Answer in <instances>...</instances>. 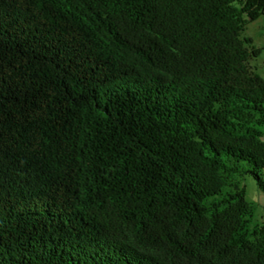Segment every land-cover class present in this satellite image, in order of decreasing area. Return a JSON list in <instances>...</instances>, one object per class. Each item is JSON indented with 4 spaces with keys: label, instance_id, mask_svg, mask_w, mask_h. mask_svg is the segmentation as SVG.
<instances>
[{
    "label": "trees",
    "instance_id": "trees-1",
    "mask_svg": "<svg viewBox=\"0 0 264 264\" xmlns=\"http://www.w3.org/2000/svg\"><path fill=\"white\" fill-rule=\"evenodd\" d=\"M264 0H0V264H264Z\"/></svg>",
    "mask_w": 264,
    "mask_h": 264
},
{
    "label": "rangeland",
    "instance_id": "rangeland-1",
    "mask_svg": "<svg viewBox=\"0 0 264 264\" xmlns=\"http://www.w3.org/2000/svg\"><path fill=\"white\" fill-rule=\"evenodd\" d=\"M244 36L252 38L253 45L261 49L260 56L253 59L250 65L258 75L264 78V16L248 24ZM262 179L264 181V170ZM241 185L245 189V199L253 203L255 207L252 222L264 223V193L258 188L255 179L250 174L241 178Z\"/></svg>",
    "mask_w": 264,
    "mask_h": 264
},
{
    "label": "crops",
    "instance_id": "crops-1",
    "mask_svg": "<svg viewBox=\"0 0 264 264\" xmlns=\"http://www.w3.org/2000/svg\"><path fill=\"white\" fill-rule=\"evenodd\" d=\"M262 16H264V15H262ZM252 39V38H251ZM253 40V39H252ZM258 224V223H257ZM260 224H262V223H260Z\"/></svg>",
    "mask_w": 264,
    "mask_h": 264
},
{
    "label": "built area",
    "instance_id": "built-area-1",
    "mask_svg": "<svg viewBox=\"0 0 264 264\" xmlns=\"http://www.w3.org/2000/svg\"><path fill=\"white\" fill-rule=\"evenodd\" d=\"M264 224V223H263Z\"/></svg>",
    "mask_w": 264,
    "mask_h": 264
}]
</instances>
